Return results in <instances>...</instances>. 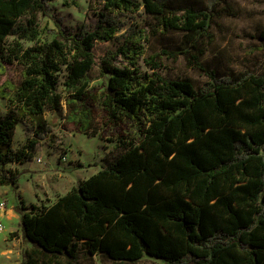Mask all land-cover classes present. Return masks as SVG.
<instances>
[{
	"label": "trees",
	"instance_id": "16d2710c",
	"mask_svg": "<svg viewBox=\"0 0 264 264\" xmlns=\"http://www.w3.org/2000/svg\"><path fill=\"white\" fill-rule=\"evenodd\" d=\"M54 1L0 0V74L4 64L20 67L17 81L0 85L8 103L0 186L19 188L21 171L7 164L33 159L51 131L47 110L64 107L78 132L99 135L115 153L52 203L19 196L15 211L30 244L19 264L79 256L134 264L145 255L166 264H264V73L218 75L199 64L216 19L237 14L232 0H102L95 21L75 29L62 25ZM134 13L143 23L127 25L122 16ZM39 14L54 19L51 39H40ZM161 28L179 42L146 57L147 32ZM97 43L114 47L98 56ZM164 56L198 64L205 82L164 76ZM19 122L32 137L15 149Z\"/></svg>",
	"mask_w": 264,
	"mask_h": 264
},
{
	"label": "rangeland",
	"instance_id": "374dc122",
	"mask_svg": "<svg viewBox=\"0 0 264 264\" xmlns=\"http://www.w3.org/2000/svg\"><path fill=\"white\" fill-rule=\"evenodd\" d=\"M237 14L234 16H224L217 18L212 25V42L205 44V53L203 54L200 65L216 71L218 75H224L228 72L241 70H253L255 73H264V40L258 38V32L264 29V0H232ZM77 5H65L62 0H56L52 7L56 15L63 20V26L69 29H75L76 26L85 20L94 22L95 13L102 5V0H77ZM145 16L134 13L122 16L131 23H143ZM39 23L42 29L40 39H51L56 31L54 19L51 16L39 14ZM180 34L177 32L160 29L156 34L147 32L144 40L145 56H149L161 49H173L179 42ZM24 46L34 44V41H23ZM113 48L112 43H97L96 53L102 55L106 48ZM142 69L147 67L142 62ZM4 74H0V85L5 80L15 82L20 76V67L16 63L4 64ZM158 72L172 79L187 78L195 85H202L206 76L198 64H190L182 56L169 58L164 56ZM62 81V77L60 78ZM100 79L94 82L99 83ZM59 91H63L62 85ZM7 100L0 98V115L7 111ZM66 109L63 107L61 113L45 111L44 119L51 126V131L47 136L40 140L37 145L32 160L24 163L12 162L7 164L10 169L21 171L18 180V191H14L11 186H0L1 200L4 202L5 213L0 211V224L3 229L0 230V251L3 249L4 241L6 243L19 244L14 247L13 252L0 254V264H19L23 250L30 247L29 242L22 237L19 238V221L13 214L10 220L7 211L9 208L15 209L19 204V196L25 203L35 202V188L33 179L42 185L45 190V196L59 195L69 191L81 180L97 173L105 165L103 160L115 153L112 143L105 142L99 135L86 136L78 132L75 127L64 119ZM32 132L21 122L14 129L12 147L20 148L26 145L31 139ZM62 157H65L63 160ZM37 158L41 161L38 162ZM33 176V178H31ZM35 180V181H36ZM42 195V192H38ZM47 198V197H45ZM8 233H14L8 237ZM4 239V241H3ZM62 264H65L63 261ZM71 264H129L112 262L100 259L98 256L93 258L79 257L76 262ZM134 264H166L161 259L144 256L140 261Z\"/></svg>",
	"mask_w": 264,
	"mask_h": 264
},
{
	"label": "crops",
	"instance_id": "0c3cea01",
	"mask_svg": "<svg viewBox=\"0 0 264 264\" xmlns=\"http://www.w3.org/2000/svg\"><path fill=\"white\" fill-rule=\"evenodd\" d=\"M31 178H33V176L31 177ZM36 179L34 178L33 179V182H34V186H35V188L37 189V190H39L40 192H42L43 194L42 195H40V193H38L37 191H35V193H34V195H35V202H30V203H25V204H27V205H29V204H40V203H44V204H49V203H52L56 198H57V196L58 195H55L54 197H52V196H45V190H44V188L42 187V185L40 184V183H38L37 182V180L35 181ZM2 188V187H1ZM1 188H0V190H1ZM17 191H18V189H17ZM62 194H64V193H61V194H59V195H62ZM45 197H47V198H45ZM0 200H1V193H0ZM23 200V199H22ZM6 210V209H5ZM5 210H0L1 211V213L3 214V213H5L6 211ZM7 214H8V216H9V218H10V220L13 218V214H15L16 216H17V219H18V221H19V215H18V213L15 211V209H13V208H9L8 209V211H7ZM20 227V226H19ZM20 230V229H19ZM8 236V235H7ZM19 238L21 239V231L19 232ZM3 241H4V239H3ZM19 245V244H18ZM18 245L17 244H15V243H6L5 241H4V244H3V249L0 251V254H5L6 252H13V251H15L16 249L14 248V247H18ZM80 257V256H79ZM78 257V258H79ZM82 257V256H81ZM93 257H96V256H93ZM92 257V258H93ZM21 261V260H20ZM60 261L62 262H64L65 264H68L67 262H66V260L64 259V258H61L60 259ZM20 263V262H19Z\"/></svg>",
	"mask_w": 264,
	"mask_h": 264
},
{
	"label": "built area",
	"instance_id": "2783aa9c",
	"mask_svg": "<svg viewBox=\"0 0 264 264\" xmlns=\"http://www.w3.org/2000/svg\"><path fill=\"white\" fill-rule=\"evenodd\" d=\"M62 159L64 160L65 157H62ZM37 161L40 162L41 159L40 158H37ZM4 207H5L4 202L3 201H0V210H2V211L5 210ZM2 229H3V225L0 224V230H2Z\"/></svg>",
	"mask_w": 264,
	"mask_h": 264
}]
</instances>
